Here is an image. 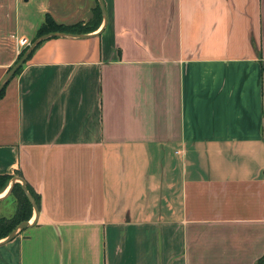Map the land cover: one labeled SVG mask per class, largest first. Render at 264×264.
<instances>
[{
  "label": "crops",
  "instance_id": "0c3cea01",
  "mask_svg": "<svg viewBox=\"0 0 264 264\" xmlns=\"http://www.w3.org/2000/svg\"><path fill=\"white\" fill-rule=\"evenodd\" d=\"M103 1L106 24L43 41L0 98V217L16 177L40 200L0 264H257L264 0ZM98 4L0 0V82L14 37Z\"/></svg>",
  "mask_w": 264,
  "mask_h": 264
},
{
  "label": "trees",
  "instance_id": "16d2710c",
  "mask_svg": "<svg viewBox=\"0 0 264 264\" xmlns=\"http://www.w3.org/2000/svg\"><path fill=\"white\" fill-rule=\"evenodd\" d=\"M102 19L103 17H102V12H101V8L99 4L94 8L93 17L86 24L78 23V24L71 25V26H65L63 24L58 23L51 15H47L45 21L43 22V24L40 26L38 30L36 38L43 34L49 33V32H66V33L83 34V33H88L91 31H95L96 29L99 28L102 22ZM42 43H40L36 47V49ZM27 48L22 50V52L19 54L18 59H20V57L25 53ZM34 51L29 56L28 60L31 58ZM27 61L23 64V66L27 63ZM23 66L17 71L15 76L22 70ZM9 82L6 84V86L0 93V98L3 96ZM10 179H11V176L9 175H0V193L6 189ZM28 188H29V191L32 193V195L35 197L37 201V205H39L40 200L38 196L35 195L34 191L29 185H28ZM12 193L18 198L19 205H18L15 215L12 218L0 217V240L3 238H6L16 228V226L19 223H21L22 221H29L33 216L32 203L30 202V200L24 193L21 183L18 182L15 184V186L12 188ZM263 263H264V255L262 256V258H260L257 264H263Z\"/></svg>",
  "mask_w": 264,
  "mask_h": 264
},
{
  "label": "water",
  "instance_id": "95a60500",
  "mask_svg": "<svg viewBox=\"0 0 264 264\" xmlns=\"http://www.w3.org/2000/svg\"><path fill=\"white\" fill-rule=\"evenodd\" d=\"M99 5L101 8V12H102V16L104 18L105 24L107 21V14H106V8H105V4L103 0H99ZM63 36H69V37H86V34H78V33H66V32H49L46 34H43L39 37H37L27 48V50L25 51V53L20 57V59H18L13 66L8 70L7 74L5 75V77L3 78V80L0 82V93L2 92V90L4 89V87L6 86V84L15 76V74L17 73V71L23 66V64L28 60L29 56L31 55V53L36 49V47L42 43L43 41L52 38V37H63ZM19 179L22 181V187L24 190V193L26 194V196L28 197V199L30 200V202L32 203V206L35 210L36 215H38V205H37V201L35 199V197L32 195V193L29 191V188L26 184V182L24 181L23 178L21 177H16L15 179H13V182ZM12 189V186L9 188L8 193H10ZM35 220L33 223L29 221H22L21 223H19L16 228L6 237L4 238L5 240L3 241H10L12 240L17 233L27 229L28 227H31L32 225H34Z\"/></svg>",
  "mask_w": 264,
  "mask_h": 264
},
{
  "label": "built area",
  "instance_id": "2783aa9c",
  "mask_svg": "<svg viewBox=\"0 0 264 264\" xmlns=\"http://www.w3.org/2000/svg\"><path fill=\"white\" fill-rule=\"evenodd\" d=\"M17 44V51L20 54L23 49L27 48L30 45V40L27 37H14Z\"/></svg>",
  "mask_w": 264,
  "mask_h": 264
},
{
  "label": "rangeland",
  "instance_id": "374dc122",
  "mask_svg": "<svg viewBox=\"0 0 264 264\" xmlns=\"http://www.w3.org/2000/svg\"><path fill=\"white\" fill-rule=\"evenodd\" d=\"M32 41H33V40H32ZM32 41H30V42L32 43ZM31 43H30V44H31ZM16 200H17L16 202H17V208H18L19 202H18V199H17V198H16ZM8 206H12V205L9 204Z\"/></svg>",
  "mask_w": 264,
  "mask_h": 264
},
{
  "label": "bare ground",
  "instance_id": "6f19581e",
  "mask_svg": "<svg viewBox=\"0 0 264 264\" xmlns=\"http://www.w3.org/2000/svg\"><path fill=\"white\" fill-rule=\"evenodd\" d=\"M4 196V195H3Z\"/></svg>",
  "mask_w": 264,
  "mask_h": 264
}]
</instances>
